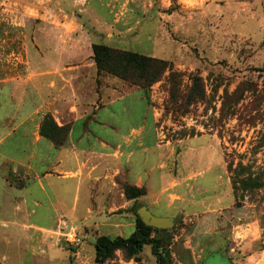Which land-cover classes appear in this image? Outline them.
Wrapping results in <instances>:
<instances>
[{
	"label": "crops",
	"instance_id": "obj_1",
	"mask_svg": "<svg viewBox=\"0 0 264 264\" xmlns=\"http://www.w3.org/2000/svg\"><path fill=\"white\" fill-rule=\"evenodd\" d=\"M169 4L168 0L158 4L155 0H1L0 6L21 32L17 51L6 39L0 45V212L9 207L16 214L6 219L0 215V231L19 229L16 244L27 241L24 250L32 259L80 264L89 254L95 258L89 243L95 246L100 236H131L136 230L135 211L138 214L141 207L152 214L161 209L156 217L198 220L196 231L201 235L216 231L219 210L212 207L229 198L231 188L218 193L213 202L204 199L203 185L196 184L201 173L195 171L202 157L191 145L192 157L181 160L182 166L190 165L191 175L168 173L170 147L160 141L157 118L147 100L138 90L119 93L122 85L114 77L112 92L104 87L100 93L103 89L98 88L94 37L120 39L138 24L140 11L169 18L164 12ZM130 98L131 106L124 104ZM138 104L140 111L135 110ZM48 115L58 127H69L61 147L41 135ZM193 139L198 138L190 137L188 145ZM125 184L145 188L147 193L129 200ZM31 214L44 216L46 223ZM207 221L213 223L205 227ZM69 228H76L88 244L77 253L65 248L60 236ZM10 238V232H0L9 246ZM228 241L218 246L224 256ZM1 257L0 261L6 260V253ZM197 257L192 256L194 264ZM242 257L239 264H264V251L242 252ZM185 260L176 263L187 264Z\"/></svg>",
	"mask_w": 264,
	"mask_h": 264
},
{
	"label": "rangeland",
	"instance_id": "obj_2",
	"mask_svg": "<svg viewBox=\"0 0 264 264\" xmlns=\"http://www.w3.org/2000/svg\"><path fill=\"white\" fill-rule=\"evenodd\" d=\"M215 1L168 0L170 4L164 12L171 17L160 19L157 12L140 11L138 24H133L120 39L94 37L96 44L172 62V71L177 76L170 79V71L166 72L147 93L120 79L122 86L117 91L138 90L154 110L160 141L170 147L168 173L186 172L185 177H189L192 169L190 165L182 166L181 160L185 156L192 157L189 149L195 146L202 157V162L195 167V171L201 173L197 174L196 184L203 185L204 199L213 202L218 193H226L231 188L232 196L212 207L219 212L214 222L218 221L217 229L211 235L196 231L198 220L174 219L177 227L170 230L173 238L169 249L172 256L175 255V263L186 258L187 264H194L192 256L199 255L197 264H230V260L231 264H239L242 252L264 251V0ZM155 2L158 4V0ZM8 14L6 8L0 6V45L6 39L17 51V35L21 31ZM195 77L199 78L197 86ZM111 78L104 74L99 76V90L105 87L107 93L112 92ZM194 86L196 96L191 98L189 93ZM132 102L130 98L124 104L131 106ZM116 108H120L119 105L109 110ZM141 109L138 104L135 110ZM190 137L198 139L188 145ZM10 209L7 207L0 215L5 219L16 215ZM160 213L161 209L153 210L154 216ZM31 215L41 223L47 221L40 214ZM210 223L213 222L207 221L205 227ZM19 231L17 228L0 231L10 232L13 242L9 246L6 240L0 239V259L2 253L7 255L1 262L43 264L40 258L27 256L24 250L28 247L27 241L16 244ZM70 231L82 239L80 247H72L65 241L63 236ZM128 231L125 235H129ZM60 236L65 248L75 253L88 245L76 228H69ZM228 238L224 256L218 246ZM87 248L95 253V246L89 243ZM140 257L143 264H156L150 245L143 247ZM124 260V253L119 251L105 264ZM80 264H96L93 254Z\"/></svg>",
	"mask_w": 264,
	"mask_h": 264
},
{
	"label": "trees",
	"instance_id": "obj_3",
	"mask_svg": "<svg viewBox=\"0 0 264 264\" xmlns=\"http://www.w3.org/2000/svg\"><path fill=\"white\" fill-rule=\"evenodd\" d=\"M93 60L99 76L106 75L118 78L132 87H137L147 93L154 83L158 82L166 72L170 71V79L177 76L172 71V62L145 56L136 52L121 50L103 44H93ZM199 78H194L197 86ZM196 96L195 86L189 93V97ZM69 134V127L60 128L51 116H46L41 128V135L53 142L57 147L65 144ZM124 194L129 200H136L146 195L145 188H139L129 184L124 185ZM136 216V230L127 237L111 238L100 236L95 242V263L105 264L115 258L117 252L124 253L126 261L135 260L141 262L140 253L145 245H150L156 258V264H177L173 260L169 249L172 241V231L157 229L145 225L140 216ZM167 244V245H166ZM171 246V245H170ZM0 264H3L0 261Z\"/></svg>",
	"mask_w": 264,
	"mask_h": 264
},
{
	"label": "water",
	"instance_id": "obj_4",
	"mask_svg": "<svg viewBox=\"0 0 264 264\" xmlns=\"http://www.w3.org/2000/svg\"><path fill=\"white\" fill-rule=\"evenodd\" d=\"M138 215L145 225L153 228L172 230L177 227V224L173 218L156 217L145 207L138 211Z\"/></svg>",
	"mask_w": 264,
	"mask_h": 264
},
{
	"label": "built area",
	"instance_id": "obj_5",
	"mask_svg": "<svg viewBox=\"0 0 264 264\" xmlns=\"http://www.w3.org/2000/svg\"><path fill=\"white\" fill-rule=\"evenodd\" d=\"M65 241L72 247H80L82 244V239L74 231L66 233L64 236Z\"/></svg>",
	"mask_w": 264,
	"mask_h": 264
}]
</instances>
